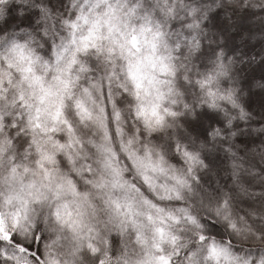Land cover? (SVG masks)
I'll list each match as a JSON object with an SVG mask.
<instances>
[{"label":"snow or ice","instance_id":"6c2138e0","mask_svg":"<svg viewBox=\"0 0 264 264\" xmlns=\"http://www.w3.org/2000/svg\"><path fill=\"white\" fill-rule=\"evenodd\" d=\"M0 264H264V0H0Z\"/></svg>","mask_w":264,"mask_h":264}]
</instances>
